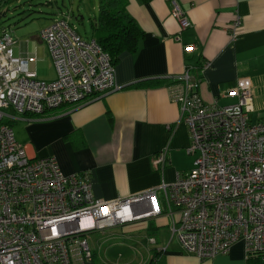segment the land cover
Here are the masks:
<instances>
[{
    "label": "built area",
    "instance_id": "obj_1",
    "mask_svg": "<svg viewBox=\"0 0 264 264\" xmlns=\"http://www.w3.org/2000/svg\"><path fill=\"white\" fill-rule=\"evenodd\" d=\"M169 2L179 29L188 27L186 14L175 0ZM239 24L236 17L233 26ZM38 36L52 60V80L23 70L13 53L15 40L6 29L0 33V264H90L89 232L164 210L181 248L199 259L226 254L238 241L247 257L264 259V120H249V78L240 77L228 92L236 103L209 106L184 71L178 78L185 80L187 91L177 100L190 133L192 167L172 183L104 200L91 192L88 172L65 174L54 156H30L5 121L79 105L120 87L110 56L94 38H82L64 16ZM193 49L184 46L186 52ZM167 153L164 147L155 155L156 167L163 169Z\"/></svg>",
    "mask_w": 264,
    "mask_h": 264
},
{
    "label": "crops",
    "instance_id": "obj_2",
    "mask_svg": "<svg viewBox=\"0 0 264 264\" xmlns=\"http://www.w3.org/2000/svg\"><path fill=\"white\" fill-rule=\"evenodd\" d=\"M175 1L190 22L184 29L171 15L169 0H125L127 13L143 35L136 51L121 52L115 64L120 87L39 117L23 115L19 120L28 138L18 140L21 134L15 138L30 156H54L65 174L88 172L93 195L104 200L174 182L194 159L187 152L190 133L183 104L177 100L187 91L185 80L178 78L184 71L194 82V92L209 106L236 103L228 92L240 77L249 78L253 95L249 120H264V0ZM59 14L64 16L60 11L56 17ZM236 17L238 27L233 26ZM12 37L13 53L23 70L35 71L45 80L55 78L38 32L17 31ZM187 44L194 45L191 52L184 51ZM164 147L167 162L160 169L154 157ZM166 224L171 231V218L164 210L123 225L120 235L110 229L102 234L108 236V249L140 248L145 243L137 264H249L242 241L226 254L199 259L181 248L172 231L163 227ZM113 236L114 243L109 244Z\"/></svg>",
    "mask_w": 264,
    "mask_h": 264
},
{
    "label": "rangeland",
    "instance_id": "obj_3",
    "mask_svg": "<svg viewBox=\"0 0 264 264\" xmlns=\"http://www.w3.org/2000/svg\"><path fill=\"white\" fill-rule=\"evenodd\" d=\"M98 7L99 0H7L0 5V33L2 29L9 31L11 36H15L17 31L37 33L57 18V12L61 11L78 34L88 40L93 36L91 23L98 14ZM20 118V115H16L14 120L5 117V121L11 125L15 137L21 134L18 140L20 138L25 140L28 137L24 127H21ZM158 197L162 200L160 193ZM167 226L166 224L163 227L169 232ZM122 229V226H117L111 228L109 232L120 235ZM87 238L91 250L95 253L96 264H137L145 245L144 243L138 246L140 248L108 249L106 247L108 241H105L108 238L107 234L94 231L88 234ZM113 238L114 236L109 239V244L114 243Z\"/></svg>",
    "mask_w": 264,
    "mask_h": 264
},
{
    "label": "trees",
    "instance_id": "obj_4",
    "mask_svg": "<svg viewBox=\"0 0 264 264\" xmlns=\"http://www.w3.org/2000/svg\"><path fill=\"white\" fill-rule=\"evenodd\" d=\"M6 1L7 0H0V5L2 2ZM142 1L145 2L149 0ZM125 5V0H100L98 14L91 24L93 31L92 38H94L101 48L110 56L114 65L118 61L121 52L136 51L138 41L143 35V32L127 13ZM58 16L62 17L61 15ZM93 232L94 231L89 232L88 234ZM95 232L103 233L102 231ZM260 259L259 257H248L249 264L251 262H254V264H264V261ZM95 260L96 256L92 250V260L90 264H96Z\"/></svg>",
    "mask_w": 264,
    "mask_h": 264
},
{
    "label": "bare ground",
    "instance_id": "obj_5",
    "mask_svg": "<svg viewBox=\"0 0 264 264\" xmlns=\"http://www.w3.org/2000/svg\"><path fill=\"white\" fill-rule=\"evenodd\" d=\"M92 192V191H91Z\"/></svg>",
    "mask_w": 264,
    "mask_h": 264
}]
</instances>
